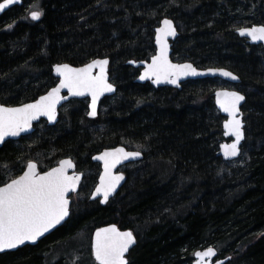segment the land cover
I'll return each mask as SVG.
<instances>
[{"label": "trees", "instance_id": "obj_1", "mask_svg": "<svg viewBox=\"0 0 264 264\" xmlns=\"http://www.w3.org/2000/svg\"><path fill=\"white\" fill-rule=\"evenodd\" d=\"M37 4L43 14L32 21ZM165 18L180 33L174 61L227 68L241 78L247 158L242 153L229 162L218 154L225 118L214 102L217 81H188L181 90L136 82L142 69L129 62L155 55V29ZM253 25H264V0H24L3 14V104L27 103L54 87L52 67L61 63L108 58L118 90L104 100L97 119L88 118L84 101H73L58 125L3 145L0 186L28 161L46 171L67 157L94 178L91 156L118 146L142 151L138 169L144 172L132 179L127 171L125 186L105 206L90 201L94 183L88 177L87 197L63 227L36 246L1 254L0 264H87L54 251L77 236L92 239L109 224L136 236L129 264H192L195 252L209 246L220 258L231 257L226 264H264V47L236 33ZM157 166L171 167V175ZM75 251L95 261L90 246L76 245Z\"/></svg>", "mask_w": 264, "mask_h": 264}, {"label": "snow or ice", "instance_id": "obj_2", "mask_svg": "<svg viewBox=\"0 0 264 264\" xmlns=\"http://www.w3.org/2000/svg\"><path fill=\"white\" fill-rule=\"evenodd\" d=\"M20 0H3L0 3V12ZM42 10L39 5L30 11L32 21L40 20ZM239 35L247 36L253 41H264V26L251 29L241 28ZM175 28L170 20L163 21V27L157 30L156 42L159 45V54L152 58V63L140 76L141 80L154 79V83L167 82L176 84L182 76H196L198 73L191 64H172L168 60L167 36H175ZM108 60H94L83 68H71L67 64L58 66L55 71L61 78L57 87L47 95L41 96L35 103L24 104L21 107L0 106V143L6 137H16L27 132L32 122L41 116H46L50 122L56 119L57 105L67 96H61V90L66 89L70 96H91L90 116L97 114V101L105 92L115 89L108 82ZM98 69L97 74L93 71ZM216 74L215 71L212 73ZM219 75L236 80L231 72L219 70ZM217 103L229 116L225 123V134L235 137L231 145H224L225 158L239 155L240 142L244 139L243 124L238 118L239 105L245 99L243 95L233 92H217ZM140 153L127 152L123 148L112 152H104L95 157L104 161L105 173L101 177L100 186L95 190V196H102V203L115 191L122 175H113L112 169L123 160L134 159ZM71 160L60 161L59 167L41 174L35 163L29 162L27 170L17 178L0 187V251L15 249L26 242L36 241L51 229L61 224L69 215L70 192H75L80 176L68 175V169L73 168ZM135 243L132 232H121L116 227L101 229L96 232L92 244V251L96 264H127L125 253ZM216 255L213 248L203 252H196L197 264H203L205 259L210 260Z\"/></svg>", "mask_w": 264, "mask_h": 264}, {"label": "water", "instance_id": "obj_3", "mask_svg": "<svg viewBox=\"0 0 264 264\" xmlns=\"http://www.w3.org/2000/svg\"><path fill=\"white\" fill-rule=\"evenodd\" d=\"M2 2H3V1H2ZM2 2H0V3H2ZM23 4H24V0H20V2H19L18 4L11 5L9 8L5 9L3 12H0V17H1L3 14H5L6 12H8L10 9H12V8H14V7H16V6H23ZM165 19L170 20V21L172 22V25H173V27L175 28V32H176L175 36H167V37H166V43H167V46H168V60H169L170 63H172V64H179V65L191 64L192 67L195 68L196 71H197L198 73H201V75H196V76H191V75H189V76H182V77L177 81L176 84H170V83H167V82L154 83L153 81H154L155 77H153L152 79H145V80H141V79H140V76L143 75V74L145 73V71L147 70V66L150 65V64L152 63V58H153L154 56H156V55L159 54V45H158L157 42H156L157 30L163 27V21H164ZM165 19H163V20L160 22V25L155 29V47H156V53H155V55L152 56L151 59H150L149 61H142V62L130 61V62H129V65L133 66L134 68H136V69L141 68V69H142L141 72H140V74H139V76H138V78H137V80H136L137 83L151 82L152 85H153L155 88H160V87H171V88H175V89H178V90L182 89V86H183L184 83H186V82H188V81H197V80L219 79V80H221V81H223V82H225V83L232 84V85H239V84L242 83L241 78H240L237 74H235L233 71H231V70H229V69H227V68L209 67V68H204V69H202V68H199V67L195 66L192 62H177V61H174L173 58H172V55H173V43L179 38L180 33H179L178 29H177V26H176L175 22H174L172 19H170V18H165ZM261 26H264V25H253V26H250V27H242V28H245V29H251V28H253V27H261ZM240 29H241V28H240ZM238 30H239V29H238ZM238 30L236 31L237 35H238L240 38L246 39L247 42H248L249 44H251V45H262V46L264 47V41H253L251 38H249V37H247V36H241V35H239V31H238ZM106 59H107L108 62H109L108 65H107V78H108V82H109L110 84H112V86H113V88H114L115 90H114L113 92H105L102 96H100L99 100L97 101V114H96L95 117H92V116L89 115V113L91 112V107H90V105H91V96H90V95L74 97V96H70V95L67 93V90H66V89H62V90H61V96H67V99L62 100V101L60 102V104L57 105V109H56V119H55L54 122H50L46 116H41V117H39L38 120H34V121L32 122V127H31V129H30L29 131H27V132H22L19 136H16V137H6V138L4 139V141H3L2 143H0V148H1V147L4 145V143H5L6 141H8V140H20L23 136L30 135V134L33 133L34 130H35V129H34L35 124H38V123L41 122L42 120H46V121H48V123H49L50 126H54V125H56L57 122H58V120H59V111H60V109H61L66 103L70 102L71 100H75V99H78V100H81V99H89L90 102H89V107H88V110H89V111H88V117H89L90 119H95V118H97L98 115H99L100 105H101L102 101H103L105 98H107V97H113V96H115V95L117 94V86L112 82V80H111V76H110V59H108V58H106ZM94 60H103V59H94ZM94 60H92V61H94ZM92 61H90V62H88L87 64L82 65V66H73V65H71V64H69V63L56 64V65L53 67V74H54V76H55L56 78L59 79V82H58V84H57L55 87H57V86L59 85V83H60V79H61V78L56 74V71H55V69H56L58 66H60V65H64V64H67V65H68L69 67H71V68H83V67H85L86 65L92 63ZM219 70H224V71L231 72L233 75H235V76L237 77V79H236V80H232L230 77H224V76H221V75H219ZM213 71L216 72L215 75L212 74ZM97 73H98V69H96V70L93 71V74H94V75L97 74ZM52 89H53V88H52ZM52 89H51V90H52ZM51 90H50V91H51ZM50 91H49V92H50ZM224 91H227V92H233V91H235V92H237V93H239L240 95H243V96L245 97V99H244V100L240 103V105H239V110H240V111H239V114H238V118L241 120V122H242V124H243V129H242V130H243V133H244V139L240 142V145H239V149H240L239 155L236 156V157H230V158H227V159H226L225 156H224V148H223V146H224V145H231V144L234 142L235 137H234V136H231V135H226V134H225V131H226V130H225V123L229 120V116H228V114H227L226 112H224V111L220 108V105L217 103L216 93H217V92H224ZM49 92H47L46 94H44V95H42V96L47 95ZM213 96H214V102H215V105H216L217 110H218V111L221 113V115L225 118V120H224V122H223V135H224V139H225V140H224V142H223V143L220 145V147H219V149H220V151H219V156L222 157V159H223L224 161L232 162V161L238 160V159L241 158V156H242V153H243V147H244V143H245V140H246V121H245V114H244L243 108H244V106H245V104H246V102H247V96H246L245 93H243V92H241V91H239V90H236V89H227V88L216 89V90L214 91V93H213ZM39 99H40V97H39L37 100H39ZM37 100L32 101V102H27V103H24V104L35 103ZM24 104L17 105V106H9V105H4V104L0 103V106H3V107H21V106H23ZM119 148H123V149H124L125 151H127V152H137V151H138V152L140 153V155H139L138 157L134 158V159L123 160L122 162L118 163V164L112 169V174H113V175H122V176L124 177V179L120 181V183H119V185L116 187L115 191H114V192L108 197L107 202H106V203H102V202H101V204H102L103 206H105V205L110 201L111 198L115 197V196L120 192V190L125 186V184H126V182H127V180H128L126 174H125L124 172L120 171V169H121L123 166H126V165L131 164V163L141 162V161L144 159V155H143V152H142V151H140V150H135V149H128V148L125 147V146H118V147H114V148L104 149L102 152L96 154V155L93 157V160H92L94 163H98V164H100L101 169H102V170H101V173H100V176H99V179H98V184H97L96 188H97L98 186H100L101 177L104 176L105 168H104V161H103V160H100V159H95V157L101 156L104 152H112V151H114V150H116V149H119ZM63 160H71L72 163L74 164V167H73V168L68 169V175H69V176H72L73 174H75V175H79V176H80V180H79V183L77 184L76 191H75V192H70V193L68 194V198H69V215L65 218L64 221L61 222V224L57 225L55 228L51 229L48 233H45L44 236L40 237V238L36 241V243L26 242L24 245H21V246L15 248V249H5L4 251H0V255H1V254H5V253H10V252H16V251H18L19 249H22V248H24V247H26V246H36V245H38V244L40 243V241L44 240L45 238H47L48 236H50L52 233H54L56 230H58L59 228L63 227V226L68 222V220L70 219V216H71V207H72V203H73V200H72V198H71V195H72L73 193L78 192L79 187H80V184H81V182H82V180H83L84 175H83L82 173H80V172L77 171V165H76V162H75L74 160H72L71 158H66V159H63ZM61 161H62V160H61ZM31 163H35V164L37 165V170L39 171V165H38V163H36V162H31ZM59 165H60V162H59V164H58L56 167H59ZM56 167H53V168H56ZM53 168H51V169H53ZM51 169H50V170H51ZM26 170H27V167H26V169H25L24 171H26ZM50 170H48V171H50ZM39 172H40V171H39ZM45 172H47V171H45ZM40 173L43 174L44 172H40ZM22 174H23V173H22ZM3 186H4V185H3ZM3 186H1V187H3ZM96 188L94 189V191H93V193H92V196H91V200H90V201H95V200H98V199H101V201H102V199H103L102 196H95V197H94V194H95V190H96ZM113 226L116 227V228H117L119 231H121V232L130 231V230H124V229H121L117 224H109V225H105V226L100 227V228H98V229H96V230L94 231V233L92 234V240H91L92 244H93V242H94L95 234H96L97 231H99V230H101V229H105V228L113 227ZM130 232H131V231H130ZM132 234H133V233H132ZM133 237H134V239H135V243L132 244V245L130 246V248L128 249V251L125 253V259H126V261H127V264H129V257H130L132 251L135 249V247H136V245H137V238H136V236H135L134 234H133ZM210 247L213 248V250L216 252V255H215L214 257H212L210 260H208V259L206 258L205 261L203 262V264H226V263L231 259V257H229V256L226 257V258H220V252H219L218 249H217L216 247H214V246H209V247H206V248H204V249H199V250H197L196 252H203V251H206V250H207L208 248H210ZM91 248H92V245H91ZM196 252H195V253H196ZM92 253H93V251H92ZM93 257H94V255H93ZM194 258H195V259H194V261H193L192 264H197V258H196V256H195V254H194ZM94 259H95V258H94Z\"/></svg>", "mask_w": 264, "mask_h": 264}, {"label": "rangeland", "instance_id": "obj_4", "mask_svg": "<svg viewBox=\"0 0 264 264\" xmlns=\"http://www.w3.org/2000/svg\"><path fill=\"white\" fill-rule=\"evenodd\" d=\"M112 80V79H111ZM215 81H217L218 85L216 86V89H220V88H227V89H236V90H239L241 92H243V89L242 87H240L239 85H232V84H228V83H223L221 80L219 79H213ZM113 82V81H112ZM114 83V82H113ZM115 84V83H114ZM215 89V90H216ZM244 93V92H243ZM66 110V106H64L62 108V111H65ZM104 112V110L101 109V112ZM243 111H244V108H243ZM244 114H245V111H244ZM62 123V122H61ZM44 124V123H43ZM41 124L40 126H42L41 128H46L45 125ZM58 125V124H57ZM224 142V141H223ZM222 142V143H223ZM221 143V144H222ZM220 144V145H221ZM131 149H136L138 150L137 148L135 147H129ZM243 155L245 158L248 157V154L245 155V153L243 152ZM139 165H141L140 162H137V163H131V164H128L126 166H123L120 170L124 171V172H130L131 175L133 176L132 179H134L138 174L144 172V170L142 169H138ZM41 168V167H40ZM157 169L160 171V172H163L165 174L166 177H169L172 173V168L171 167H168V166H165V167H159L157 166ZM16 176L15 175H12L10 177H8V180H12L13 178H15ZM85 187V186H84ZM85 192H86V189L84 190V192L82 194H79L77 196L74 197L73 199V203H72V207H71V213L73 214V211H74V208L73 206L75 204H82L83 200L86 199L87 195H85ZM114 198V197H113ZM71 214V215H72ZM91 236L86 234V235H83L82 237H79L77 236L76 239H74L72 241V244L71 245H65V246H62L60 247L59 249H57L55 252L56 256L57 255H63L64 253L66 254H69L67 255L69 258H71L72 260V263L76 262V261H81V262H85L87 264H96L95 261L92 259L91 262L87 261V256L85 255V253H82V252H73V250L75 249L76 245H82L83 247H89L90 246V249H91V255L93 256V253H92V248H91V245H92V242H91ZM194 258V257H193ZM195 259V258H194ZM74 260V261H73ZM193 263V262H192Z\"/></svg>", "mask_w": 264, "mask_h": 264}, {"label": "flooded vegetation", "instance_id": "obj_5", "mask_svg": "<svg viewBox=\"0 0 264 264\" xmlns=\"http://www.w3.org/2000/svg\"><path fill=\"white\" fill-rule=\"evenodd\" d=\"M3 0H1V2H2ZM62 64V63H61ZM55 66V65H54ZM53 66V67H54ZM53 67H52V75H53V77L57 80V84H58V82H59V79L58 78H56L55 76H54V74H53ZM140 69V68H139ZM140 74V73H139ZM56 84V85H57ZM139 84H150L153 88H155L153 85H152V83L151 82H146V83H139ZM55 85V86H56ZM116 85V84H115ZM54 86V87H55ZM117 86V85H116ZM54 87H52V88H54ZM52 88H50L48 91H46L45 93H43L42 95H44V94H46L47 92H49ZM157 89V88H156ZM117 90H118V88H117ZM181 90V89H180ZM42 95H40L39 97H41ZM38 97V98H39ZM37 98V99H38ZM107 98H110V97H107ZM107 98H105V99H107ZM37 99H35V100H37ZM104 99V100H105ZM35 100H33V101H35ZM104 100L102 101V103L104 102ZM73 101H84L86 104H87V113H88V107H89V99H81V100H78V99H75V100H71L70 102H68V103H71V102H73ZM30 102H32V101H30ZM0 103H2L1 101H0ZM68 103H66L64 106H66ZM102 103H101V105H100V110H99V115H100V112H101V109H102ZM3 104V103H2ZM24 104V103H23ZM5 105V104H4ZM21 105V104H20ZM63 106V107H64ZM62 107V108H63ZM62 108L60 109V111H59V120H58V122H57V124H59L60 123V118H61V115H62ZM99 115H98V117H99ZM87 116H88V114H87ZM97 117V118H98ZM89 118V117H88ZM97 118H95V119H97ZM90 119V118H89ZM245 121H246V119H245ZM44 123V124H43ZM41 124H43V125H45V127H54V126H56V125H54V126H50L49 125V123H48V121H46V120H42L41 122H39L38 124H35V126H34V132L33 133H31L30 135H33L35 132H36V130H37V128L38 127H42V126H40ZM30 135H27V136H23V137H28V136H30ZM22 137V138H23ZM21 138V139H22ZM11 141H13V142H17V141H19V140H8V141H6L5 143H4V145L6 144V143H8V142H11ZM112 148H114V147H112ZM106 149H109V148H106ZM136 150V149H135ZM103 151V150H102ZM102 151H100V152H102ZM100 152H97V153H95V154H93L92 156H91V161L93 160V157L96 155V154H98V153H100ZM219 154V153H218ZM67 158H71V157H67ZM222 158V157H221ZM63 159H66V158H63ZM63 159H60V161L61 160H63ZM72 160H74L75 161V159H73V158H71ZM59 161V162H60ZM29 162H36V163H38L37 161H28L27 163H26V165H25V167H24V170L26 169V167H27V164L29 163ZM59 162H57L56 164H55V166L54 167H56L58 164H59ZM76 162V161H75ZM92 163L95 165V167H97V169H98V171H97V173H96V176L93 178L92 177V175H94V173H92V172H85V171H81L80 169H79V167H78V165H77V163H76V165H77V171L78 172H80V173H82L83 175H84V177H83V180H82V182H81V184H80V187H79V190H78V192H76V193H73L72 195H71V198H72V200L74 199V197L75 196H77V195H79V194H82L83 192H84V189H86V186L84 187V183L87 181V178L88 177H90L92 180V183H94L93 184V186H92V188L90 189V191H89V194H88V197H89V199L91 200V196H92V193H93V191H94V189L96 188V186H97V184H98V179H99V176H100V173H101V166H100V164H98V163H94L93 161H92ZM38 165H39V163H38ZM53 168V167H52ZM51 169V168H50ZM50 169H48V170H50ZM24 170L20 173V175H22V173L24 172ZM43 169H41L40 168V165H39V171L40 172H45V171H42ZM48 170H46V171H48ZM120 171H122V170H120ZM122 172H124V171H122ZM125 174H126V176H128V174L126 173V172H124ZM14 175H16V174H14ZM20 175H17L15 178H17V177H19ZM14 179V178H13ZM8 180V179H7ZM11 180H8V181H6V183H8V182H10ZM5 184V183H4ZM3 184V185H4ZM2 185V186H3ZM1 187V186H0ZM88 189H89V187H87V191H88ZM121 191V190H120ZM120 193V192H119ZM118 193V194H119ZM118 194L116 195V196H118ZM115 196V197H116ZM114 197V198H115ZM114 198H111L110 199V201L111 200H113ZM96 202H99L100 204H101V199H98V200H95ZM109 201V202H110ZM102 205V204H101ZM103 206V205H102ZM72 214V213H71ZM71 217V216H70Z\"/></svg>", "mask_w": 264, "mask_h": 264}]
</instances>
